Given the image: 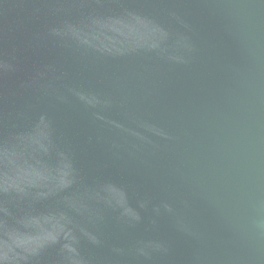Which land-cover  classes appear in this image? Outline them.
<instances>
[{
	"label": "water",
	"instance_id": "1",
	"mask_svg": "<svg viewBox=\"0 0 264 264\" xmlns=\"http://www.w3.org/2000/svg\"><path fill=\"white\" fill-rule=\"evenodd\" d=\"M0 264H264V0H0Z\"/></svg>",
	"mask_w": 264,
	"mask_h": 264
}]
</instances>
